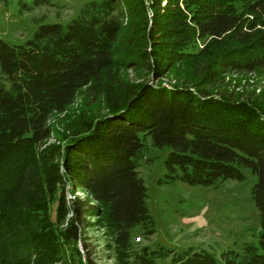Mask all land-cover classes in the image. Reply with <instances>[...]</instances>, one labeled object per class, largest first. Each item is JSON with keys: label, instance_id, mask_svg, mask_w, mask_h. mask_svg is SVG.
Instances as JSON below:
<instances>
[{"label": "trees", "instance_id": "obj_1", "mask_svg": "<svg viewBox=\"0 0 264 264\" xmlns=\"http://www.w3.org/2000/svg\"><path fill=\"white\" fill-rule=\"evenodd\" d=\"M182 63L187 76L158 81ZM127 67L152 79L125 83L118 71ZM255 70L264 72V0H93L23 44L0 38V264H98L89 217L111 235L117 264H264V109L204 86ZM86 88L104 93L106 112L53 141L52 114ZM141 135L169 148L161 182L218 185L249 169L257 242L219 255L136 247V227L146 238L155 232L138 171Z\"/></svg>", "mask_w": 264, "mask_h": 264}, {"label": "rangeland", "instance_id": "obj_2", "mask_svg": "<svg viewBox=\"0 0 264 264\" xmlns=\"http://www.w3.org/2000/svg\"><path fill=\"white\" fill-rule=\"evenodd\" d=\"M90 1L93 0H0V38L23 44L34 36L39 25L67 24ZM198 43L199 49L204 46L203 41ZM209 47V53L216 50L213 45ZM182 74L187 76V65L183 63L167 71L158 81L175 83L181 80ZM118 76L125 83L152 79L151 73L142 67L121 68ZM204 86L234 99H248L264 109L263 71H228ZM104 97V93H94L86 88L65 112H54L49 124L57 137L52 140L59 141L60 134L68 133L82 116L105 113ZM143 142L145 149L138 160V171L147 187L146 204L155 232L146 238L141 228L136 227L133 231L136 247L161 245L177 252L189 247L205 248L219 255L226 249L240 252L244 242H257L259 213L251 198L256 176L249 169H243V180L228 179L218 185H190L182 180L161 182L166 172L164 161L169 148L153 147L150 136L143 138ZM75 193L82 196L85 191L80 189ZM55 208L56 202L52 204L53 216ZM98 220L89 217L91 223L85 229L93 258L98 264H117L113 251L108 247L112 244L111 235ZM137 237L139 241H136ZM168 261H159L158 264H168Z\"/></svg>", "mask_w": 264, "mask_h": 264}, {"label": "built area", "instance_id": "obj_3", "mask_svg": "<svg viewBox=\"0 0 264 264\" xmlns=\"http://www.w3.org/2000/svg\"><path fill=\"white\" fill-rule=\"evenodd\" d=\"M139 240H140V238L137 237V238H136V241H139Z\"/></svg>", "mask_w": 264, "mask_h": 264}]
</instances>
